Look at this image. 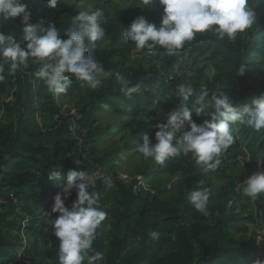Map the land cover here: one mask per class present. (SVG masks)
I'll return each instance as SVG.
<instances>
[{
  "label": "trees",
  "instance_id": "1",
  "mask_svg": "<svg viewBox=\"0 0 264 264\" xmlns=\"http://www.w3.org/2000/svg\"><path fill=\"white\" fill-rule=\"evenodd\" d=\"M255 2L252 0V4ZM162 14L163 8L158 2L147 8H141L139 3L136 7L116 9L106 17L107 40L88 45V55L103 64L106 70H111V78L116 79L115 74L120 73L130 81V86L140 87V91L131 96L120 90L113 91L111 99L99 105V108H111L127 117L120 124L122 130H130V139L125 146L127 151L136 150L145 134L155 142L150 126L140 118L157 113L162 100L156 93L166 92L189 66L187 61L220 62L221 65L215 66L217 74L214 79L204 85L210 93L221 86L235 105L247 103L264 93V72L257 63V58L264 56L261 47L264 29L253 31L250 28L238 34L234 41H220L211 32L197 34L174 56H168L163 49H155L152 53L137 51L134 44L123 36L125 28L138 16H144L159 26ZM75 15L77 13H71L56 24L62 39L74 30L72 17ZM22 27L20 18L0 21V31L15 35L24 47ZM133 52L152 59L154 64L147 69L132 66L130 56ZM242 64L247 65V71L239 76L238 68ZM4 68V79L0 81V111L5 122L0 123V143L12 149L0 151V264H36L33 260H18L19 256L28 255L23 232L32 230L35 238L43 235L47 239L53 238L52 225L46 220L55 195L48 192L53 187L60 189L59 185L66 182L69 169L94 174L98 162L93 159L94 151L85 157L76 155L78 148L75 144L64 142L60 136L37 146L29 142L26 133L30 118L37 116L47 126L60 118V106L55 95L49 91L42 93L44 82L34 76L38 66L30 62L28 68L21 67L14 74L9 73V65L5 64ZM26 76H32L37 84L27 85ZM67 83L68 91L80 88L74 79ZM204 85H195L194 96L187 102L189 106ZM113 99L121 101L125 108L117 107ZM193 116L197 118L195 113ZM237 134V148L254 150L255 159L264 157V129L256 132L241 125ZM70 152L78 156L81 164L67 157ZM162 167L171 176H190L196 171V163L190 154L170 158ZM52 171H61V178L50 180ZM96 184L102 189L104 182L98 180ZM113 188L116 190L115 209L110 216L107 213L106 220L98 227L93 244L95 251L104 254V264H255L261 255L264 256V247H258L255 237L238 239L233 235L232 232H243L240 225L247 217L233 205L229 207V203L219 211L208 205L209 215L205 216L189 203V194L183 195L178 204H170L161 199V190L157 195L144 197L135 195L129 186L120 182H116ZM74 199L75 193L66 201V206H70ZM99 205L106 211L107 203L103 197ZM186 218L190 224L184 227ZM151 231L158 232L159 238L153 240ZM170 246L172 250L164 253V249ZM50 257L58 261L56 253H50Z\"/></svg>",
  "mask_w": 264,
  "mask_h": 264
},
{
  "label": "clouds",
  "instance_id": "2",
  "mask_svg": "<svg viewBox=\"0 0 264 264\" xmlns=\"http://www.w3.org/2000/svg\"><path fill=\"white\" fill-rule=\"evenodd\" d=\"M62 2L67 0H47V7L55 9ZM157 2L163 8L159 26L144 16H138L123 31V36L134 44L137 51L152 53L155 49H163L168 56H174L197 34L211 32L220 41H234L238 34L245 33L257 22L252 0H139L141 8ZM31 15L25 0H0V21L20 18L22 37L26 42L22 47L15 35L0 31V60L3 61L0 63V81L4 79L5 64L9 65V73L14 74L21 67L28 68L31 62L38 66L35 78L58 96L68 91L67 82L72 79L79 82L80 88L94 90L113 75L111 70H106L103 64L88 55V45L106 36L102 26L106 18L101 11H93L91 7L79 10L72 17L74 30L65 39L61 38L54 24L31 23ZM246 71L247 65L242 64L238 68L239 76ZM115 75L120 91L125 95L140 91L139 85L130 86V81L122 74ZM194 93L190 83L176 86L175 95L180 106L166 113L164 122L153 125L155 142L145 134L142 143L136 146V151L145 159L163 165L170 158L190 154L204 173L214 172L221 164V154L235 144L239 126H247L256 132L264 129V93L247 103L235 105L223 89L210 93L204 85L189 106L187 102ZM193 113L198 118L204 117L203 121L196 123L192 119ZM257 169L243 182L237 183L238 190L252 201L264 195V159L257 158ZM60 178L61 171L49 173L50 180ZM97 178V174L73 168L67 171L66 182L59 185L61 190L55 195L48 213L49 216L58 214L51 220L52 235L59 241L58 264L105 262L104 254L93 248L97 229L108 215L99 205L101 193L95 190ZM103 182L108 188L112 187L111 177H103ZM73 193L75 199L66 206ZM210 194L209 188L198 185L197 190L189 192V203L197 212L207 216ZM150 236L156 240L159 233L151 231ZM255 240L264 245V231H258ZM255 264H264V260L257 259Z\"/></svg>",
  "mask_w": 264,
  "mask_h": 264
},
{
  "label": "rangeland",
  "instance_id": "3",
  "mask_svg": "<svg viewBox=\"0 0 264 264\" xmlns=\"http://www.w3.org/2000/svg\"><path fill=\"white\" fill-rule=\"evenodd\" d=\"M25 2L32 13L31 23L43 21L45 26L49 23L56 26L58 22L64 20L71 13L78 14L79 10L89 7L93 11H101L106 18L110 12L116 9H126L139 5V0H67V2L58 4L57 8L50 9L47 7V0H25ZM253 6L258 10L256 12L257 22L252 26V30L262 31L264 29V0H256ZM102 40L106 41L107 37L105 36ZM261 47L264 49V37L262 38ZM130 59V64L134 67L142 66L147 69L154 64L152 59L138 55L135 52L132 53ZM257 63L264 72V56L257 58ZM187 65L189 66L186 70L178 76L172 85L167 87L166 92H162L163 94L156 93L162 100L157 113L152 117L140 118L148 123L153 133H155L153 125L164 122L166 113L171 112L180 105V100L175 95L176 86L180 83H190L195 88V85H204L210 82L217 74L215 66L221 65V63L210 60H200L198 63H193L190 60L187 61ZM26 77L27 85L37 84L32 76ZM42 88L44 89L43 94L48 92L45 84ZM220 88L222 89L221 86L217 87V89ZM117 90H120L119 83L116 79L109 77L97 89L74 87L67 93L55 95L57 104L60 106V118L55 120L54 123L44 126L37 116H32L27 127L26 139L37 146L44 141H54V136H60V139L64 142L75 144L78 148L76 155L80 154L83 157L94 151L95 156L93 159L98 162L97 171H104L108 174L113 169L114 173L121 172L131 177L144 175L156 191L161 190V199L170 204H178L183 195L197 190L198 185L207 187L211 192L208 204L210 209L219 211L231 202L235 209L237 208L238 211L243 213L244 217H247V220L240 225L243 232H232L236 238H256L258 231H264V195H261L256 201H252L243 196L242 192L238 190L237 184L243 182L258 170L257 159L253 158L254 150L237 148L234 144L227 152L221 154V164L214 172L204 173L200 166L196 164V171L190 176H183L182 174L171 176L169 173L164 172L163 165H158L151 159H145L136 150L127 151L125 149L130 139V130H122L120 124L126 121V116L116 113L111 108H99L100 103L106 99H111L110 93ZM113 102L120 109L125 108L121 101L113 99ZM84 109L85 113H83ZM73 117H80L76 136H72L67 130L68 123ZM192 119L201 123L204 117L195 119L193 116ZM4 122V114L0 111V123ZM237 139L238 134H236ZM11 149L10 146L5 148L0 143V151H11ZM180 157L185 156L181 155ZM75 158L79 159L78 156ZM249 158H251L250 161ZM261 159H264V157ZM102 186L103 188L99 189L96 184L95 190L99 191L101 197L106 200V211L110 216L115 209L116 190L108 188L105 184H102ZM169 186L171 188L168 190ZM60 190L53 187L48 194L56 195ZM53 219H55L54 214L52 216L48 215L46 221L51 223ZM189 224L190 220L186 218L183 226L187 227ZM23 233L26 235L25 245L28 246V255L19 256L18 260L20 262L33 260L36 264H58L57 260L50 257V253L57 254L59 249V241L55 236L50 239H47L45 235L35 238L32 236L34 234L32 230ZM260 247L263 249L264 245H260ZM171 250L172 246L167 247L164 249V253ZM259 259L264 260V256L261 255Z\"/></svg>",
  "mask_w": 264,
  "mask_h": 264
},
{
  "label": "built area",
  "instance_id": "4",
  "mask_svg": "<svg viewBox=\"0 0 264 264\" xmlns=\"http://www.w3.org/2000/svg\"><path fill=\"white\" fill-rule=\"evenodd\" d=\"M79 118L80 117H73L71 121H69L68 123L67 130L72 136H76L78 133ZM67 157L70 158L71 161H74V162L78 161L80 163L78 159L73 157L72 153L67 154ZM94 174L98 175V178L96 181L103 180V177H111L112 179L111 188L114 187L116 182H120V183H123L129 186L135 195H140L144 197L157 195V191L152 187V185L149 183L148 179L144 175H136V176L131 177L128 174L121 173V172L114 173L113 171H110V173L108 174H106L104 171H96ZM137 177H141L142 179H137ZM170 188L171 187L169 186L168 190ZM22 238L24 239L23 234H22ZM257 245L258 247H260L259 244Z\"/></svg>",
  "mask_w": 264,
  "mask_h": 264
}]
</instances>
